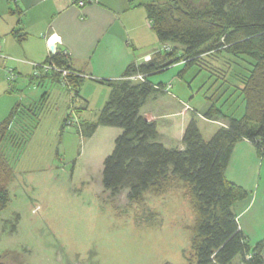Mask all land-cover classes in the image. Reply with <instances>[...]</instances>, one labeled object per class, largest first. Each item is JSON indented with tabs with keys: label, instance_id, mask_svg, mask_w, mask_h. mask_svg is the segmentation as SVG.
Returning a JSON list of instances; mask_svg holds the SVG:
<instances>
[{
	"label": "trees",
	"instance_id": "1",
	"mask_svg": "<svg viewBox=\"0 0 264 264\" xmlns=\"http://www.w3.org/2000/svg\"><path fill=\"white\" fill-rule=\"evenodd\" d=\"M142 2L157 40L170 47L160 48L147 61L128 64L117 79L98 81L109 87L108 98L96 122L82 123L79 131L91 136L99 125L121 129L112 152L103 160L102 186L113 196L125 189L131 202H140L146 192H161L174 181L182 183L194 213L190 238L194 264H233L237 256L241 264H264V239L251 246L234 211L235 203L246 200L249 192L225 175L234 146L242 139L251 142L258 157L264 158V0ZM230 58L244 65L237 67ZM44 63L55 64L68 74L63 77L50 69L40 77L54 73L72 97L78 95L79 76L68 54L51 53ZM176 63L181 64L180 79L196 66L197 72L207 73L212 80L209 90L214 94L225 85L215 101L214 94L205 96L209 106L201 113L204 119L222 124L205 141L192 117L184 130L183 148H168L157 123L140 109L148 97L164 91L162 84H153L149 77ZM138 75L141 79H130ZM16 78L15 73L7 81L11 84ZM226 92L223 102L230 96L241 98V116L225 115L217 106ZM24 109L17 103L0 121V211L8 204V186L15 176L1 143Z\"/></svg>",
	"mask_w": 264,
	"mask_h": 264
},
{
	"label": "rangeland",
	"instance_id": "2",
	"mask_svg": "<svg viewBox=\"0 0 264 264\" xmlns=\"http://www.w3.org/2000/svg\"><path fill=\"white\" fill-rule=\"evenodd\" d=\"M230 60L237 67L244 65L241 60ZM197 70L191 68L182 79L174 76L172 91L185 92L189 86L195 95L198 90L194 104L202 112L209 106L205 96L214 90H209L212 80L207 73ZM173 74L164 70L151 78L169 83ZM224 86L212 101L224 92ZM104 90L80 84L70 105L69 94L55 85L48 104L32 102L15 118L1 143L15 176L8 186V204L0 211V253L12 251L25 264H59V256L69 264H194L190 247L194 213L182 183L174 181L161 192H146L140 202H131L125 189L116 196L104 190L102 163L121 129L99 125L86 136L79 131L83 122L77 115V107L88 96L89 107L80 113L88 122H96L105 103ZM227 95L217 106L225 115L241 116V98L230 96L223 102ZM68 106L76 111L69 112ZM183 109L191 110L187 105ZM66 115L75 123L62 126ZM195 119L205 141L222 124L221 120ZM246 166L240 158L230 167L229 175L238 185L251 180L253 174ZM259 184L264 186V163ZM239 223L251 246L264 239V204L252 205ZM233 264H241L240 256Z\"/></svg>",
	"mask_w": 264,
	"mask_h": 264
},
{
	"label": "crops",
	"instance_id": "3",
	"mask_svg": "<svg viewBox=\"0 0 264 264\" xmlns=\"http://www.w3.org/2000/svg\"><path fill=\"white\" fill-rule=\"evenodd\" d=\"M142 1L96 0L78 7L75 0H0V54L5 57L0 58V121L17 103L21 106H29L32 102L48 104L55 85L69 94V104L72 105V94L56 81L54 73L43 74L37 79L33 76L32 64L45 62L51 54L48 41L53 34L60 38L55 43L54 53L68 54L80 84L91 90L103 87L106 101L109 87L98 81L119 78L128 64L147 61L161 46L146 19ZM8 66L17 74L11 84L5 74ZM180 69V63L167 69L174 71L169 83L150 76L149 81L162 84L164 91L148 97L140 109L148 120L157 123L158 133L168 148H183L182 137L191 118L204 119L201 116L203 111L199 112L194 104L198 90L195 95L189 86L185 92L172 91L174 76L177 77ZM39 90L43 91L39 93ZM82 100L77 115H81L83 123H88L81 110L89 107L91 99L87 96ZM56 103L54 99L53 104ZM183 105L191 110L184 111ZM72 109L76 111L72 106L67 110ZM240 158L253 174L251 180L248 178L246 183H239L249 192V197L234 205L239 228L245 233L239 218L258 201L264 204V186L259 184L264 158L258 157L248 140L237 142L225 172L226 178L235 184L239 181L229 172L233 161Z\"/></svg>",
	"mask_w": 264,
	"mask_h": 264
},
{
	"label": "built area",
	"instance_id": "4",
	"mask_svg": "<svg viewBox=\"0 0 264 264\" xmlns=\"http://www.w3.org/2000/svg\"><path fill=\"white\" fill-rule=\"evenodd\" d=\"M95 1L96 0H75L76 6H78V7L84 6L85 3H92V2H95ZM161 49L168 50L169 48H168L167 45L164 44V45L161 46ZM1 57H4V56L0 54V58ZM32 66L35 68V71H34V74H33L35 77H39L42 72H46V71H48L50 69L51 70H55V71H60L61 72V75L63 77L68 74V71L67 70L60 69L55 64H51V63H44V64H34L33 63ZM5 74H6L8 80L13 79L14 78V75H15L14 69L12 67L8 66L5 69ZM130 79H132V80L138 79L139 80V79H141V76L140 75H138V76H132V77H130ZM73 123H75L74 122V119H71V118H68L65 121V125L66 126L67 125H71Z\"/></svg>",
	"mask_w": 264,
	"mask_h": 264
},
{
	"label": "flooded vegetation",
	"instance_id": "5",
	"mask_svg": "<svg viewBox=\"0 0 264 264\" xmlns=\"http://www.w3.org/2000/svg\"><path fill=\"white\" fill-rule=\"evenodd\" d=\"M58 262L59 264H69V263H65L64 259L61 256H59ZM0 264H25V263L18 260L14 252L5 251L3 253H0Z\"/></svg>",
	"mask_w": 264,
	"mask_h": 264
},
{
	"label": "water",
	"instance_id": "6",
	"mask_svg": "<svg viewBox=\"0 0 264 264\" xmlns=\"http://www.w3.org/2000/svg\"><path fill=\"white\" fill-rule=\"evenodd\" d=\"M59 36L57 34H53L48 41V49L50 53L55 52V43L59 41Z\"/></svg>",
	"mask_w": 264,
	"mask_h": 264
}]
</instances>
